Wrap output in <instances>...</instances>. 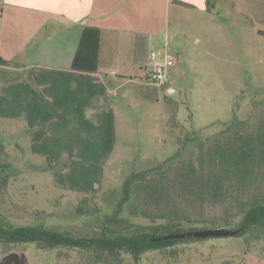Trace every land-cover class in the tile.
<instances>
[{
  "label": "rangeland",
  "instance_id": "1",
  "mask_svg": "<svg viewBox=\"0 0 264 264\" xmlns=\"http://www.w3.org/2000/svg\"><path fill=\"white\" fill-rule=\"evenodd\" d=\"M216 11L213 21L186 8L177 13V33L168 35V54L176 60L168 66V86L175 93L150 84L147 75L144 85L140 80L123 85L113 95L111 133L109 127L98 130L91 150L82 153L87 158L82 166L68 165L67 159L54 164L40 159L25 133L0 125V161L10 165L9 182L0 187V215L15 226L54 227L90 236L100 216L76 213L84 197L103 215L109 204L118 202L129 175L174 156L186 137L193 141L184 159L195 160L200 142L221 140L235 118L246 123L243 131L258 126L264 117V0H222ZM13 75L0 72V89ZM169 180H175L173 173ZM254 186L261 189L259 181ZM194 199L172 188L149 211L156 215L179 208L191 219L217 222L195 225L199 229L227 228L225 221L240 220L235 202L210 205ZM10 252L24 253L30 264L118 262L78 249H41L36 243L1 246L0 260ZM119 264H264V232L180 243L166 253H147L139 262L123 255Z\"/></svg>",
  "mask_w": 264,
  "mask_h": 264
},
{
  "label": "crops",
  "instance_id": "2",
  "mask_svg": "<svg viewBox=\"0 0 264 264\" xmlns=\"http://www.w3.org/2000/svg\"><path fill=\"white\" fill-rule=\"evenodd\" d=\"M221 1L0 0V59L12 63L0 72L14 73L0 89V125L25 133L38 158L82 166L98 130L111 133L113 95L149 82L152 53L170 52L177 13L213 21Z\"/></svg>",
  "mask_w": 264,
  "mask_h": 264
},
{
  "label": "trees",
  "instance_id": "3",
  "mask_svg": "<svg viewBox=\"0 0 264 264\" xmlns=\"http://www.w3.org/2000/svg\"><path fill=\"white\" fill-rule=\"evenodd\" d=\"M11 64L0 59V66ZM226 126L221 140L215 137L213 141L200 142V152L195 160L184 159L187 145L193 141L186 137L174 156L156 167L129 175L118 202L116 205L109 204L103 215H100L102 211L89 206L91 198L84 197L76 213L89 218L100 216L92 235L78 236L54 227L15 226L0 215V247L36 243L41 249H78L96 254L99 259L103 256L113 258L118 261L115 264H119L123 255H130L139 262L143 255L150 252L166 253L180 243L206 240H156L170 234L197 230L199 228L195 225L198 224L217 223L191 219L179 208H167L165 212L152 215L149 211L151 206L165 200L172 188L210 205L235 202L240 220L235 223L225 221L224 225L238 230L236 237L259 229L264 232V117L258 126L245 131L243 127L246 123L237 118ZM44 136L45 126H42L35 133L34 140H41ZM3 150L0 143V155ZM9 166L0 161V187L9 182ZM171 173L175 176L174 181L169 180ZM257 175H262L261 179ZM255 181H259L260 190L255 188ZM137 218L148 222L136 223L133 219ZM0 264L30 263L24 253L10 252L0 260Z\"/></svg>",
  "mask_w": 264,
  "mask_h": 264
},
{
  "label": "built area",
  "instance_id": "4",
  "mask_svg": "<svg viewBox=\"0 0 264 264\" xmlns=\"http://www.w3.org/2000/svg\"><path fill=\"white\" fill-rule=\"evenodd\" d=\"M174 61L173 57H171L168 53H166L164 57H160L156 53H152L151 55V68L149 73L150 82L157 87L165 88L169 95L175 93V89L168 86V66Z\"/></svg>",
  "mask_w": 264,
  "mask_h": 264
},
{
  "label": "water",
  "instance_id": "5",
  "mask_svg": "<svg viewBox=\"0 0 264 264\" xmlns=\"http://www.w3.org/2000/svg\"><path fill=\"white\" fill-rule=\"evenodd\" d=\"M238 233V230H229L225 227H219L217 229H197L184 233L170 234L160 237L156 240L161 241L167 239H205L209 237H229L235 236Z\"/></svg>",
  "mask_w": 264,
  "mask_h": 264
}]
</instances>
